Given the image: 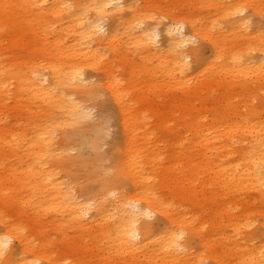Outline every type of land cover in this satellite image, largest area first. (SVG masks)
<instances>
[{"label":"rangeland","instance_id":"1","mask_svg":"<svg viewBox=\"0 0 264 264\" xmlns=\"http://www.w3.org/2000/svg\"><path fill=\"white\" fill-rule=\"evenodd\" d=\"M9 1L13 11L0 15V233L13 231L16 237L0 264L33 263L36 256L43 257L39 264H255L254 252L264 257V208L259 199L264 188L233 184L220 170L238 161L246 143L237 132L228 151L224 140L203 156L197 135L182 123L185 118L192 127L248 120L251 108L259 115L256 119L264 120V90L250 83L241 91L232 86L244 79L218 80L210 67L202 69L200 62L212 53L205 39L189 37L181 48L189 57V84L179 88L155 69L168 42L169 21L160 11L187 18L210 16L209 11L190 10L179 0H119L122 11L103 21V33L115 17L133 19L127 4L137 10L151 4V10L142 12L140 25L151 28L163 48L129 43L120 25L117 34L123 43L118 51L100 47V62L86 64L74 56L83 48L75 46L82 28L65 10L62 19L46 16L32 28L35 20H29L39 12L37 4L27 9L22 0ZM91 13L85 11L88 17ZM234 18L248 21L249 31L264 29V13L246 9ZM221 23L228 25V19ZM58 48L64 52L59 57ZM69 62L85 65L82 79L74 83V89L84 90L54 85V68H67ZM12 70L19 72L13 81L8 79ZM31 70L39 85L26 81ZM51 88L56 96L43 92ZM67 99L79 109L71 120L64 108ZM118 105L121 113L138 111V129L131 135L139 152L128 166ZM180 139L182 150L174 144ZM88 190L105 195L97 201ZM139 190L161 203L169 220L165 215L143 216L142 223L153 225L152 238L140 248L128 245L125 250L117 202L122 192ZM78 204L88 207L84 214L75 215ZM100 205L104 209L97 211ZM184 221L187 234L169 255L161 233L167 224Z\"/></svg>","mask_w":264,"mask_h":264},{"label":"bare ground","instance_id":"2","mask_svg":"<svg viewBox=\"0 0 264 264\" xmlns=\"http://www.w3.org/2000/svg\"><path fill=\"white\" fill-rule=\"evenodd\" d=\"M144 1L145 4L149 3V0ZM23 3L27 9H31L37 4L36 9L39 12L35 13L29 20H35L32 28L36 24H41L43 18L46 16L55 15L54 17L56 19H62V11L65 10L73 24L82 28L79 33L80 42L75 44V46L81 45L83 48L79 54L74 56L84 59L86 64L100 62L102 57L99 51L100 47L112 46L114 53H116L115 50L118 51L117 45L123 43L122 38L117 34L120 25L124 27V33L129 43L159 51L163 48L157 45L158 40L153 30L147 26L143 27L140 25V23L144 22V17H141L142 12L151 10V4L144 6L141 10L135 9L133 3L127 4L133 19L123 20L120 17H115L111 21L112 23L119 19L120 21L115 26L110 23L111 26L107 29V32L103 33V31L97 30L96 23L101 20L105 21L113 13L117 14L119 11H122L119 0H74L71 4H66L65 0H22ZM179 4L187 6L190 10H193L195 7L200 9L205 8L209 11L210 16L196 18L191 16V18H187L186 16L160 11L161 15L165 16L169 21L165 25L168 42L164 53L159 54V60L155 68L156 73L159 72L161 75L169 76L171 78L170 81L175 83L179 88L185 83L189 84L192 77L187 76L189 70L187 62L188 55L181 48L188 43L189 37H194L200 40H208L212 45L211 57L205 62H200V66H203L202 69L210 67L215 72L214 74L218 77V80H221L220 76L224 77V79L234 80V82H240L241 79H244V83H238L232 86L233 88H239L241 91L246 92L250 83L254 84L257 90H264V29L249 31L250 24L248 21L234 18L236 14L246 9L251 10L253 13H264V0H179ZM11 6L9 0H0L1 18L6 13H9V11H13ZM87 10L92 11L89 17L88 14H85ZM193 13H188V15H193ZM155 14L156 10L152 11L149 16ZM224 18L228 19V25H221V21ZM175 25H179V27H175ZM183 28H186L187 31H182ZM72 30L76 31V28ZM235 35L238 36L234 37ZM56 41L60 43L61 39L59 36ZM57 50L56 54L58 57L59 55H63V49L58 48ZM198 54L199 49H196V53H194L196 59L198 58ZM84 66L79 62H74L73 66L72 62H69L67 68H54L52 75L54 85L65 84L68 88H73V91L76 89V92L84 90L77 89V87L74 89V83H78L83 77L82 70ZM34 72L35 70H31L25 79L27 82H31V85L35 83L34 86H36L39 84L34 77ZM18 74L19 72L17 70L9 71L8 79L13 81L16 79V76L18 77ZM43 92L56 96L53 88L49 92L43 89ZM64 108L67 115L71 116L70 120L78 115L79 109L77 104L70 99H67ZM118 109L125 155L128 154V158L125 160V166H128L127 162L134 161L139 152L136 140L131 135V132L138 129L136 126V115L138 111H131L130 113L124 112L123 110L121 113L119 105ZM251 112V117L243 121L239 119L226 122L216 120L215 123L213 121L210 125L205 124L201 126L199 124L197 127H192V122L185 118L184 120L186 121L183 120L182 123L183 127L197 135L196 143L203 145V156L206 155V151L209 152L208 148L216 147L217 143L224 140L225 148L228 151L232 147V144H234V141L237 140L238 132L239 140L246 143L245 146H242L243 150L241 151V155L237 162L225 163L220 170L226 175L225 178L233 184L264 188V120L256 119L259 115L252 108ZM162 117L163 114H160L159 120L161 124L164 122V120L162 121ZM180 140L179 143L176 142L174 144L178 145L179 150H182V139ZM212 143L214 145H211ZM121 162L123 161L121 160ZM116 170L118 173L122 172L119 168H116ZM111 183L112 181L110 183L106 182L105 186L111 185ZM88 191L91 193V197L97 201L101 200L105 195L102 191ZM89 192H86L88 196H90ZM260 193L261 196L259 199L262 202V208H264V191ZM148 196L141 190L130 192L129 195L122 192L119 195L117 202L119 211L117 227L121 231V242L125 250L128 249L126 248L128 245L134 246L137 244L140 248V246L144 245L145 241L150 240L153 236L152 223L147 221L141 222V218L144 216L142 213L150 212L153 215H165L167 220H169L168 214H165L161 206L162 204L153 197L149 198ZM75 209V215L77 211L79 214H84L88 207L79 205L78 209ZM102 209L104 208L100 205L96 210L101 211ZM166 226H169V228H165L161 233L164 236L162 246L165 252L171 255V249L174 251L173 247L180 241L176 239L177 235L182 232L184 238L187 234L188 224L184 221L180 224L169 223ZM133 235H135V239ZM6 237L12 241L16 235L13 231L0 233V242ZM8 251L9 249L7 248L6 253ZM42 258V256H36L33 263L31 261V263L28 262L27 264H39ZM251 260L255 264H264L263 255L257 252L252 254ZM25 261L26 259H24Z\"/></svg>","mask_w":264,"mask_h":264},{"label":"snow or ice","instance_id":"3","mask_svg":"<svg viewBox=\"0 0 264 264\" xmlns=\"http://www.w3.org/2000/svg\"><path fill=\"white\" fill-rule=\"evenodd\" d=\"M96 28L98 31H103V21H99L96 23ZM142 215L151 218L152 214L150 212H144ZM133 238L135 239V235H133ZM183 238V233L181 232L179 235H177L176 239L181 240ZM11 242L10 238H4L2 242H0V257L4 256L8 247V244Z\"/></svg>","mask_w":264,"mask_h":264}]
</instances>
